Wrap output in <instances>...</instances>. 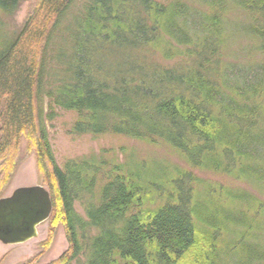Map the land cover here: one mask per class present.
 <instances>
[{
    "label": "trees",
    "instance_id": "1",
    "mask_svg": "<svg viewBox=\"0 0 264 264\" xmlns=\"http://www.w3.org/2000/svg\"><path fill=\"white\" fill-rule=\"evenodd\" d=\"M26 1L0 0V196L24 140L53 204L41 246L58 225L69 245L47 264H70L82 249L83 264H264L260 197L178 167L133 164L114 165L95 199L102 162L61 170L45 135L53 112L43 108L48 99L50 110L76 113V134L160 142L191 170L246 182L264 198V0H38L9 31L4 18ZM66 20L60 68L46 73L49 42ZM237 33L257 44V62L223 64ZM121 49L142 64L99 67L98 52L117 58ZM75 202L87 221H76ZM76 226L90 232L84 248Z\"/></svg>",
    "mask_w": 264,
    "mask_h": 264
},
{
    "label": "rangeland",
    "instance_id": "2",
    "mask_svg": "<svg viewBox=\"0 0 264 264\" xmlns=\"http://www.w3.org/2000/svg\"><path fill=\"white\" fill-rule=\"evenodd\" d=\"M37 1L38 0H27L12 17L4 18V22L9 31H14L24 22L29 11ZM87 1L88 0H77L76 6H80ZM229 15L231 17L234 14L231 13ZM69 20L59 24L51 37L45 57L44 72L46 73L57 71L60 68L57 64V60L62 62L63 56H60L61 54L58 52L59 42L64 31V25L66 22L68 23ZM256 46L257 44L253 43L251 38L237 33L233 41L227 44V51L225 52L226 55L223 57V64L239 65L240 67L242 63L244 65L252 58H254V62H257V53L253 51ZM62 50L64 51L63 48ZM58 53L60 57L57 59ZM95 60L98 62L99 67L104 65L107 71L115 73L116 71L126 72L125 66L128 64L138 65L143 62L141 57L129 56L127 51L122 49L117 58L111 53L100 54L98 52L95 56ZM166 64H168V62ZM238 69L235 68L233 70L232 68L233 71H231V74L235 73L239 76L240 70ZM43 108L45 114L53 112V117L50 120H45V135L51 146L54 161L61 170L66 164L74 161L84 162L94 159L102 162L96 176L95 199H98V191L106 182L105 174L110 172L114 165L125 166V171L127 166L131 165L132 168L133 164H139L142 171L148 167L154 169L160 167L168 170L178 167L186 173L193 174L196 178L199 177L204 180L230 184L235 188L245 189L264 200L263 196L259 195L257 191L253 189L254 187L248 185L246 182L232 181L219 174H212L207 171L191 170L185 163V160L160 142L149 144L143 141L130 139L123 135L111 133L97 136L91 134H76L72 131L73 125L77 119L76 113L65 111L54 106V110H50L48 99L43 100ZM19 160V165L6 188L3 190L0 198L10 196L12 192L19 187L42 185L48 190V187L43 184V179L39 175L36 166V155L33 151L27 150L24 140H22L20 144ZM150 205L151 204L145 203L143 208L150 207ZM73 208L79 218H77L76 221H87L85 211L80 202L73 203ZM76 225H78L77 222ZM50 229V224L47 221L42 223L38 228V236L26 243L4 245L0 242V264H25L33 258H37V264H47L58 259L68 249V240L63 225H58L49 241V245L45 249L44 245L41 246V244L48 239ZM78 229L79 230L76 231V236L78 246L81 247L84 242L82 236H88L90 232H86L88 229L85 230V232H82L80 228ZM82 252L83 249L80 250L77 258L70 264H83L84 257L81 254Z\"/></svg>",
    "mask_w": 264,
    "mask_h": 264
},
{
    "label": "water",
    "instance_id": "3",
    "mask_svg": "<svg viewBox=\"0 0 264 264\" xmlns=\"http://www.w3.org/2000/svg\"><path fill=\"white\" fill-rule=\"evenodd\" d=\"M52 207L50 194L41 185L19 187L0 198V242L17 245L36 238Z\"/></svg>",
    "mask_w": 264,
    "mask_h": 264
},
{
    "label": "bare ground",
    "instance_id": "4",
    "mask_svg": "<svg viewBox=\"0 0 264 264\" xmlns=\"http://www.w3.org/2000/svg\"><path fill=\"white\" fill-rule=\"evenodd\" d=\"M42 186V185H41Z\"/></svg>",
    "mask_w": 264,
    "mask_h": 264
}]
</instances>
